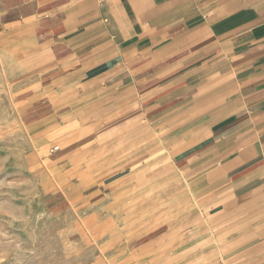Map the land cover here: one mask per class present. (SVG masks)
<instances>
[{
  "label": "crops",
  "instance_id": "0c3cea01",
  "mask_svg": "<svg viewBox=\"0 0 264 264\" xmlns=\"http://www.w3.org/2000/svg\"><path fill=\"white\" fill-rule=\"evenodd\" d=\"M34 139L138 191L136 264H264V0H0Z\"/></svg>",
  "mask_w": 264,
  "mask_h": 264
},
{
  "label": "rangeland",
  "instance_id": "374dc122",
  "mask_svg": "<svg viewBox=\"0 0 264 264\" xmlns=\"http://www.w3.org/2000/svg\"><path fill=\"white\" fill-rule=\"evenodd\" d=\"M19 77L0 46V264H136L140 193L73 169V144L36 141Z\"/></svg>",
  "mask_w": 264,
  "mask_h": 264
},
{
  "label": "built area",
  "instance_id": "2783aa9c",
  "mask_svg": "<svg viewBox=\"0 0 264 264\" xmlns=\"http://www.w3.org/2000/svg\"><path fill=\"white\" fill-rule=\"evenodd\" d=\"M58 149V147L57 146H54V147H52L51 149H50V151L51 152H54V151H56Z\"/></svg>",
  "mask_w": 264,
  "mask_h": 264
}]
</instances>
